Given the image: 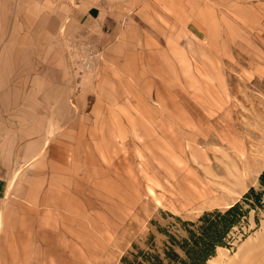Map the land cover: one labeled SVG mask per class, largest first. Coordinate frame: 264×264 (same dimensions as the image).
Returning a JSON list of instances; mask_svg holds the SVG:
<instances>
[{"label": "rangeland", "instance_id": "1", "mask_svg": "<svg viewBox=\"0 0 264 264\" xmlns=\"http://www.w3.org/2000/svg\"><path fill=\"white\" fill-rule=\"evenodd\" d=\"M218 20L220 29L162 33L163 41L138 51L135 80L109 66L113 81L80 98L85 107H102L83 114L92 126L96 118L97 131L92 127L87 133L93 137L82 141L74 168L79 177L67 184L72 193L65 208L49 217L47 232L32 229L47 233L48 241L41 247L33 242L28 264H120L134 246L144 249L153 239L161 247L167 238L160 229L180 234L174 217L195 221L258 186L264 0H220ZM66 57L78 89L88 86L101 51L79 43ZM105 72L97 66V73ZM256 215L252 211L232 246L217 250L207 264H226L234 252L259 246L264 215H257V228ZM255 249L254 264H264V246Z\"/></svg>", "mask_w": 264, "mask_h": 264}, {"label": "crops", "instance_id": "2", "mask_svg": "<svg viewBox=\"0 0 264 264\" xmlns=\"http://www.w3.org/2000/svg\"><path fill=\"white\" fill-rule=\"evenodd\" d=\"M219 18L220 0H0V264H28L33 242L48 241L32 229L47 232L65 208L82 141L97 131L83 114L102 108L80 98L112 80L109 66L135 80L138 51L162 33L220 29ZM79 43L101 51L107 71L96 66L80 90L66 57Z\"/></svg>", "mask_w": 264, "mask_h": 264}, {"label": "trees", "instance_id": "3", "mask_svg": "<svg viewBox=\"0 0 264 264\" xmlns=\"http://www.w3.org/2000/svg\"><path fill=\"white\" fill-rule=\"evenodd\" d=\"M252 211L264 215V169L258 176V186L250 187L231 206L205 211L195 221L174 217L180 234L160 229L167 238L161 247H157L153 239L144 249L134 246L133 251L121 258L120 264H207L219 248L232 246L233 234H242Z\"/></svg>", "mask_w": 264, "mask_h": 264}, {"label": "bare ground", "instance_id": "4", "mask_svg": "<svg viewBox=\"0 0 264 264\" xmlns=\"http://www.w3.org/2000/svg\"><path fill=\"white\" fill-rule=\"evenodd\" d=\"M250 166V165H249ZM249 169V168H248ZM245 172V171H244ZM250 174V173H249ZM248 176V175H247ZM229 206H231V205H227L226 207H229ZM263 235H264V233H263ZM263 237V236H262ZM261 238V237H260ZM262 240V239H261ZM258 243V242H257ZM254 244H255V246H256V242H254ZM254 246V247H255ZM259 246H264V239H263V241H262V243L259 245ZM259 246L257 245L255 248H257L258 247V249H259ZM253 246L251 247H249V248H246L245 250H244V252H242L243 251V249L241 250V253H237V252H234L232 255H231V258L227 261V263L226 264H254L255 262V259H256V250L257 249H255ZM219 249H223V248H219ZM218 249V250H219ZM260 251V250H259ZM258 251V252H259ZM263 251V250H262ZM258 252H257V255H259L258 254ZM258 257V256H257ZM213 259H215V257H213V258H211L208 262H211Z\"/></svg>", "mask_w": 264, "mask_h": 264}]
</instances>
